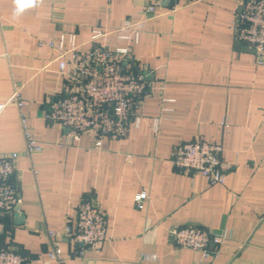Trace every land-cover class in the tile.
I'll use <instances>...</instances> for the list:
<instances>
[{
	"label": "crops",
	"instance_id": "1",
	"mask_svg": "<svg viewBox=\"0 0 264 264\" xmlns=\"http://www.w3.org/2000/svg\"><path fill=\"white\" fill-rule=\"evenodd\" d=\"M239 1L162 0L147 12L146 0H0V154L19 153L12 179L22 200L19 214L0 218L3 247L24 264H264V62L235 40ZM125 21L138 43L121 37L131 33ZM96 29L111 49L131 44L153 85L135 103L127 136L104 137L100 146L93 130L75 139L45 119L66 80L57 53L38 45L74 32L86 50ZM15 91L23 109L8 102ZM22 113L40 152H26ZM198 139L222 145L230 165L223 185L173 165L174 147ZM87 198L105 215L107 238L99 248L61 239L65 260L49 259L48 230L74 224ZM187 224L227 237L203 260L171 241L169 230Z\"/></svg>",
	"mask_w": 264,
	"mask_h": 264
},
{
	"label": "built area",
	"instance_id": "2",
	"mask_svg": "<svg viewBox=\"0 0 264 264\" xmlns=\"http://www.w3.org/2000/svg\"><path fill=\"white\" fill-rule=\"evenodd\" d=\"M160 1L146 0V11L154 12ZM231 28L235 40L243 43L255 54L257 61L263 63L264 0H240ZM122 29L131 30L122 38L138 43L139 31L133 23L125 21ZM104 35V31L94 30L91 46L86 50L79 48L74 32L38 41L39 46H47L57 53L58 70L66 80L51 99L45 119L65 125L75 139L86 131H95L97 146L102 144L104 137H126L128 119L135 103L153 93L151 74L137 64L131 44L111 49L101 41ZM167 101L172 99L164 97L163 102ZM8 102L15 103L20 109L27 105L19 91H15ZM21 115L26 152L42 151V142L26 128V118L23 113ZM140 120V116L135 118L136 125ZM156 125L157 119L155 128ZM222 151V145L216 142L203 139L186 141L174 147L171 161L178 169L200 173L211 185H223L230 165L223 164ZM17 158V152L0 154V218L21 212L19 188L12 179ZM146 198L144 190L135 195L138 207H143ZM47 234L52 243L49 259L63 262L61 239H67L73 247L99 248L107 238V219L97 203L87 198L78 204L74 224H68L61 232L49 229ZM169 236L176 246L196 250L205 260L218 252L227 234L187 224L171 228ZM155 258V254L144 255L146 260ZM24 260L17 251L3 247L0 242V264H24Z\"/></svg>",
	"mask_w": 264,
	"mask_h": 264
},
{
	"label": "water",
	"instance_id": "3",
	"mask_svg": "<svg viewBox=\"0 0 264 264\" xmlns=\"http://www.w3.org/2000/svg\"><path fill=\"white\" fill-rule=\"evenodd\" d=\"M19 208V207H18ZM19 214V213H18Z\"/></svg>",
	"mask_w": 264,
	"mask_h": 264
}]
</instances>
